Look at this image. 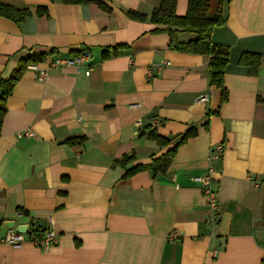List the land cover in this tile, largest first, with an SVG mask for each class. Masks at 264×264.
<instances>
[{"label":"crops","instance_id":"crops-1","mask_svg":"<svg viewBox=\"0 0 264 264\" xmlns=\"http://www.w3.org/2000/svg\"><path fill=\"white\" fill-rule=\"evenodd\" d=\"M104 1L111 12L63 0H0L33 13L22 23L0 17V77L8 80L29 56H44L35 64L49 70L41 82L28 68L6 104L0 264H263L264 0L224 1L226 23L212 36L231 52L224 104L211 84L210 57L175 52L169 35L155 32L150 18L161 0ZM189 4L178 0L177 15L186 16ZM132 11L148 20H132ZM246 52L262 56L257 74L238 64ZM84 54L79 65L49 68ZM157 120L163 137L190 128L198 136L178 148L165 172L124 179L175 146L143 135ZM27 130L35 137H18ZM125 157L135 160L121 165ZM210 166L219 203L213 224L192 182ZM11 222L28 226L31 239L53 230L54 247L5 245Z\"/></svg>","mask_w":264,"mask_h":264},{"label":"trees","instance_id":"trees-1","mask_svg":"<svg viewBox=\"0 0 264 264\" xmlns=\"http://www.w3.org/2000/svg\"><path fill=\"white\" fill-rule=\"evenodd\" d=\"M225 0H190L188 14L184 17L177 15L178 0H161L158 8L152 14L150 21L156 26V33H166L170 37L171 50L183 54L208 56L210 57V80L212 86L217 87L221 91V104L229 100V93L225 86V76L231 62V52L228 47L217 45L212 42V36L216 29L224 27L225 19L223 17V4ZM64 3L70 5H89L96 4L102 10L111 12V8L104 0H63ZM214 2L216 4L214 5ZM32 12L28 10H19L14 7L0 3V17L11 20L15 23H22L26 18L32 16ZM47 14V10L39 9L38 16ZM129 18L135 21L144 22L148 20L145 15L137 12H128ZM188 33L195 36V38L187 43H182L179 40L180 34ZM44 56H29L19 63L17 69L13 72L8 80L0 77V88L3 94L0 99V136L2 131V124L7 113V101L14 93V90L22 79L25 71L30 64L44 62ZM262 63V56L256 53H243L239 59L238 64L249 69L250 74H257ZM220 110V109H219ZM217 112L209 113L212 117L219 115ZM143 135H146L151 141L155 142L162 148H168L174 144L173 149L169 150L164 156L159 159H154L150 164L137 165L128 169L124 179L133 178L134 175L151 171L154 176L160 172L168 170L170 163L173 160L178 148L185 144L189 139L198 136L196 128H190L184 134L172 138L163 137L156 129L148 127ZM79 142L77 139L70 140L68 143L76 145ZM82 142V141H81ZM134 157H125L120 162L121 165L126 163H133ZM47 232V231H46ZM31 230L29 231V236ZM44 234V232H43ZM43 236V235H42ZM41 236V237H42ZM264 264V261L262 262Z\"/></svg>","mask_w":264,"mask_h":264},{"label":"built area","instance_id":"built-area-1","mask_svg":"<svg viewBox=\"0 0 264 264\" xmlns=\"http://www.w3.org/2000/svg\"><path fill=\"white\" fill-rule=\"evenodd\" d=\"M88 58L87 55H82L80 57H76L74 59H58L56 61L49 62V68L55 69V68H67V67H72L75 65H79L83 61H86ZM30 70L34 71L38 75L39 81L43 82L47 79V76H49V70H43L40 69L38 64H30L28 67ZM91 71L89 70L86 75L89 76ZM202 101H206L207 98L205 96L200 97ZM80 123L83 122L82 118H79L78 120ZM160 126V121H154L153 122V129H157ZM32 130H27L22 133H19L18 137L19 138H25V137H30L32 138L33 136L35 137V133ZM217 155H221L223 152V147L220 145L216 149ZM216 173V169L214 166H210L208 169V173L205 176L201 177H194L192 182L196 183L199 185L201 188L202 194L207 199V204L210 209V222L216 223L218 222L219 219V203L217 199V188L215 185V179H214V174ZM26 234L19 233L17 230H11L9 231L6 236L2 239V243L5 245H8L14 248H19L22 245L31 242L37 245L38 247L49 250L50 248L54 247L55 241H56V233L53 230H49L43 234L42 237H37L35 239L29 238V230Z\"/></svg>","mask_w":264,"mask_h":264},{"label":"water","instance_id":"water-1","mask_svg":"<svg viewBox=\"0 0 264 264\" xmlns=\"http://www.w3.org/2000/svg\"><path fill=\"white\" fill-rule=\"evenodd\" d=\"M7 228H9L11 230H17V232L23 233V234H26L28 232L27 230H29L28 226H21V227H18L16 229V223L15 222L8 223Z\"/></svg>","mask_w":264,"mask_h":264},{"label":"rangeland","instance_id":"rangeland-1","mask_svg":"<svg viewBox=\"0 0 264 264\" xmlns=\"http://www.w3.org/2000/svg\"><path fill=\"white\" fill-rule=\"evenodd\" d=\"M216 4V2H214V5Z\"/></svg>","mask_w":264,"mask_h":264}]
</instances>
